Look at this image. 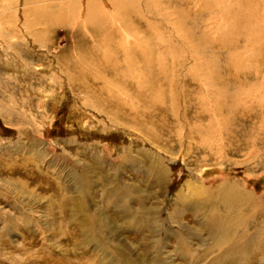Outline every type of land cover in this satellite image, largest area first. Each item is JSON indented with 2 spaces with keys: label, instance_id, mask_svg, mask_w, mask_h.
<instances>
[{
  "label": "rangeland",
  "instance_id": "obj_1",
  "mask_svg": "<svg viewBox=\"0 0 264 264\" xmlns=\"http://www.w3.org/2000/svg\"><path fill=\"white\" fill-rule=\"evenodd\" d=\"M69 1L60 5L59 0H0V264H231L217 262L220 252L211 250L205 227L223 219L222 224H234L228 235L239 232V218H230L235 211H223L231 206L223 197L228 192L225 186L264 200V148L241 150L239 141L228 138L226 129L244 131L232 110L218 114L211 124L208 119L212 129L208 122L203 125L189 117L194 101L192 106L185 103L183 91L192 86L187 76L198 66L189 48L200 50L201 34H209L214 42L222 39V50L214 51L221 64L228 57L226 51L231 55L234 49L246 48L244 82L264 83V34L248 31L251 27L240 18L249 4L252 13L264 19V0H221L227 4L222 8L217 1L213 6L194 3L189 8L183 0H129L142 21L123 15L132 9L127 0L117 3L122 11L116 16L109 0H94L103 4L105 14L97 11L100 16H88L89 6H73ZM178 10L186 12L185 22ZM69 15L76 25L66 20ZM170 15L169 22L161 23ZM106 17L110 27L119 25L130 39L134 32L146 40L148 49L168 47L174 55L171 59L169 54L164 64L175 72L178 101L172 105L171 97L162 93L159 102L165 109L155 108V117L147 124L136 123L138 110L122 115L124 119L112 113L131 82L127 58L116 51L120 42L103 36L109 35L103 27ZM132 26V32L124 29ZM249 33L256 36L254 40L248 41ZM255 40L260 42L252 50ZM212 72L206 67L196 78L215 81L209 76ZM80 84L88 90H81ZM227 91L232 93L231 88ZM191 94L193 99L196 92ZM258 104L257 100L252 116L261 110L264 116V104ZM198 127L203 138L195 132ZM158 214L162 223L155 218ZM255 216L256 223L246 221L245 230L251 245L258 237L259 248L248 246L241 264H264V205L263 213ZM178 241L187 244L190 254L179 255Z\"/></svg>",
  "mask_w": 264,
  "mask_h": 264
},
{
  "label": "bare ground",
  "instance_id": "obj_2",
  "mask_svg": "<svg viewBox=\"0 0 264 264\" xmlns=\"http://www.w3.org/2000/svg\"><path fill=\"white\" fill-rule=\"evenodd\" d=\"M68 1V0H67ZM105 0H103L104 2ZM129 0H127L128 3ZM160 1V0H159ZM175 1V0H173ZM181 1V0H180ZM179 1V2H180ZM217 1V2H221V8H222V4L225 1H221V0H183V3L187 4V6L189 8H191L192 4L194 3H199V4H210L211 6H213V3ZM228 2V0H226ZM225 1V2H226ZM238 0H235L234 2H236ZM246 1V0H244ZM252 1V0H251ZM59 2L61 3L60 5H63V3L66 2L65 1H61L59 0ZM122 2V0H109L108 3H110L109 7L111 10L112 8L114 9L115 12V16L117 15V13L121 12V7L119 6L120 3ZM125 2V1H124ZM130 2V1H129ZM156 2V1H155ZM176 3L178 1H175ZM178 2V3H179ZM182 2V1H181ZM233 2V0H232ZM231 2V3H232ZM73 4V6L75 4H82L84 6H89L87 9V13L86 15L90 16L93 15L94 13H96L97 16L100 12L97 13V11H103L101 13V15L105 14V10L103 8V4L100 3L98 5L94 4V0H72L69 1L68 4ZM105 3V2H104ZM119 3V5L117 4ZM142 3V2H140ZM148 3V2H147ZM157 3V2H156ZM167 3V1H166ZM230 3V5H231ZM67 4V6H68ZM126 4V3H125ZM158 4V3H157ZM172 4V3H171ZM170 4V5H171ZM229 4V3H228ZM66 5V4H64ZM95 5H98L97 7ZM129 7H132V9L129 11V9H126L125 5H124V9H126L127 11H124L123 15H131L128 19H131L136 21L139 18V16L137 17L135 10H134V3L130 2ZM148 5V4H147ZM182 5V4H181ZM224 5V4H223ZM225 5H227L225 3ZM224 5V7H225ZM72 6V5H70ZM186 6V5H185ZM207 6V5H205ZM150 7V5H149ZM172 7V6H171ZM175 6H173L172 8L174 9ZM196 7V6H195ZM204 8V6H202ZM220 7V6H218ZM223 7V8H224ZM80 8V7H79ZM145 8H147L145 6ZM154 8V7H153ZM201 8V7H200ZM220 8V9H221ZM71 9V7L68 6V12ZM141 9V8H140ZM149 8V12H150ZM252 7L249 6V4H247V8L244 7V9H242V12H244V14H242L240 16L243 22V24H247L249 27H251V30H248L250 32L253 33V31H258L257 33H259V36L261 34H264V19H260L261 18V14L258 13L257 15L252 13ZM175 10V9H174ZM204 10V9H203ZM74 11V9H73ZM110 11V10H109ZM113 11V10H112ZM163 11V10H162ZM190 11V10H189ZM231 11V10H230ZM254 11V10H253ZM72 11H70V14ZM155 12V11H154ZM173 12V11H172ZM178 12H180L178 10ZM201 12V11H200ZM205 11H202V13ZM228 12V11H227ZM232 12V11H231ZM238 12V11H237ZM264 12V11H263ZM106 13L108 14V11H106ZM177 13V12H176ZM182 13V14H181ZM201 13V14H202ZM67 14V13H65ZM175 14V13H174ZM184 14H186V12H180L178 13L180 20L183 21L182 16H184ZM200 14V13H199ZM229 14V13H228ZM82 15V14H81ZM84 15V14H83ZM121 14H119L118 16H120ZM149 15V14H148ZM176 15V14H175ZM174 15V16H175ZM181 15V16H180ZM206 15V14H205ZM75 16V15H74ZM95 16V15H94ZM186 16V15H185ZM188 16V15H187ZM192 16V13H191ZM190 16V18H191ZM202 16V15H201ZM226 15H224L225 17ZM239 16V13L238 15ZM77 17V16H76ZM96 17V16H95ZM103 17V16H102ZM121 17V16H120ZM136 19H135V18ZM215 17V16H214ZM223 18V16H221ZM227 17V16H226ZM74 18L72 15H69V18H65L67 21H69L71 24H75L76 22L74 21ZM101 18V17H100ZM105 18V17H104ZM126 18V17H124ZM134 18V19H133ZM172 18V15H170L169 18H167V16H164L163 19H161V23L162 22H169V20ZM177 18V17H176ZM213 18V17H212ZM221 18V19H222ZM253 18V19H252ZM94 19V18H93ZM113 19V18H112ZM185 19V18H184ZM187 19V18H186ZM193 19V18H192ZM225 19V18H223ZM260 19V20H259ZM64 20V19H63ZM101 21L103 19H100ZM117 20V19H116ZM119 20V19H118ZM122 20V18L120 19V21ZM127 20V19H126ZM141 20V19H140ZM179 20V19H177ZM198 20V19H197ZM259 20V21H258ZM100 21V22H101ZM104 21V23H103ZM102 21L101 24L103 25V27H107L104 28L106 30V32H109V35H103L105 36L104 38L107 37H111L113 38L115 41L120 42L121 44V48H119L118 50L116 49L117 52L122 51L123 55L127 58V65H128V70L130 73V85L128 83V91H124V95L121 94L120 97V101L118 102L117 105V109L114 110L112 113L117 116V118L120 119H124L122 117V115H128L130 116V112H135L136 110V114L138 116H134L135 117V121L136 123H140V122H144L145 124H147L148 120H152L151 117H155L154 116V109L155 108H161V110L165 109L163 107L162 104H160L159 100L161 99L160 95L166 94L168 95L170 98V100H172V105H174V100H177L178 98V91L175 87V81L173 79V75L175 74L174 71H172L171 68H169L167 70L166 65L164 64L166 59H169V57L171 59H174V55L173 53H169V48L165 47L159 50H152V49H148L147 45H146V40H144V38H140L139 35L135 34L134 31L135 28L132 26L130 27V29H126L130 32L133 33L134 37L133 39H130V35H126V34H122V31L119 28V25L113 24L111 25V27L108 24V20L107 17L106 19H104ZM112 21V20H111ZM142 21V20H141ZM174 21V20H172ZM171 21V22H172ZM187 21V20H186ZM190 21V20H189ZM214 21V19H213ZM223 21V20H222ZM116 22V21H115ZM177 22V21H176ZM181 21H178V23ZM185 22V21H183ZM191 22V21H190ZM195 22V19L194 21ZM218 22V21H217ZM235 22V21H234ZM233 22V23H234ZM239 22V20H238ZM165 23V24H166ZM177 23V24H178ZM202 23V21H201ZM208 23V22H207ZM212 23V22H211ZM232 23V25H233ZM237 23V22H236ZM240 23V22H239ZM84 24V23H83ZM87 24V23H86ZM88 24L90 25V22H88ZM98 24V25H100ZM117 24V23H116ZM145 24V23H144ZM220 24V23H219ZM222 24V23H221ZM100 25V26H101ZM182 25V24H180ZM81 28H83V25H80ZM87 26V25H85ZM93 26V25H92ZM91 26V27H92ZM164 26V25H163ZM177 26V25H176ZM179 26V25H178ZM184 26V25H183ZM199 26H201L199 24ZM198 26V29H199ZM222 28L223 26L220 25ZM235 25H233L234 27ZM242 26V24L240 23V25H238L237 27L240 29ZM95 27H98L95 25ZM193 27V26H192ZM236 27V26H235ZM236 27V28H237ZM86 28V27H85ZM88 28V26H87ZM185 28H186V24H185ZM244 28V27H243ZM248 28V27H247ZM84 29V28H83ZM92 29V28H91ZM160 29V28H159ZM163 29V28H162ZM194 29V28H193ZM214 29V28H213ZM245 29V28H244ZM156 30V29H155ZM191 30V28H190ZM189 30V31H190ZM96 31V30H95ZM151 31V30H150ZM149 31V32H150ZM158 31V30H157ZM165 31V30H164ZM174 31V30H173ZM201 31V30H200ZM199 31V32H200ZM206 31V30H205ZM102 32V31H101ZM129 32V33H130ZM159 32V31H158ZM157 32V33H158ZM245 32V31H244ZM156 33V34H157ZM176 33V32H175ZM185 33V32H184ZM251 33V34H252ZM107 34V33H106ZM170 34V33H169ZM172 34V31H171ZM179 34V32H178ZM246 34V33H245ZM250 34V33H249ZM246 35V38L249 40H254V38L256 37L255 35ZM183 35V34H182ZM191 35V34H190ZM227 36V35H226ZM240 36V34H239ZM244 35H241V37ZM258 36V35H257ZM169 37V36H168ZM174 37V36H173ZM181 37V36H180ZM238 37V36H237ZM264 37V35H263ZM198 39V44L201 45L200 46V50H196V49H192V47L194 46H190L189 49L192 50L190 57L192 58V62L195 61V63L198 62V66L196 67H192V69L190 70V73H188L189 75H185L188 77H191L190 82L192 83L191 87H187L185 86L184 88V100L185 103L191 104V102H193V113L191 114V116L195 119V121H197L198 123H206L210 120V124L212 123V119H214L216 116L218 118V114L221 115V113L223 115H228L227 110L231 111V114H233L235 112V115L233 118H235L234 120H238V124L239 126H243L244 131L241 133L239 131L235 132L232 129V132H228V130L226 129V132L228 133V138H230V140L232 141H239V148L241 150H245V151H249L252 152L256 146L258 145V151H261L262 148H264V128H263V124H264V116H263V110H261L259 115L256 114V116H252L250 113L252 110L254 111V108L256 106V102L257 100L260 101V104H264V92H263V88H264V83L258 84V85H252L249 84V82H244L245 79L247 78H243V76L245 75L243 69H247V66H245V63H243L242 59H247V54L248 52L245 50L246 48H244V50H237L234 49L233 51L234 54H229V52L226 51V53L228 54V57L226 58L225 62L221 64V60L218 57H214V51L216 50V48H218L219 50H222V46L220 44H222V39H218L216 42H214L211 38H209V34L206 37L205 35H199ZM162 40V39H161ZM189 40V38L187 39ZM225 40V39H224ZM159 41V40H157ZM163 41V40H162ZM184 43H187L188 41H184L182 40ZM239 41V40H238ZM247 41V42H248ZM161 42V41H160ZM175 42V41H174ZM193 42V41H192ZM260 42V41H258ZM256 40L254 43L251 44V48L253 46H258V43ZM148 43V42H147ZM151 43V42H150ZM164 43V42H163ZM162 43V45H163ZM245 43V42H244ZM264 43V42H262ZM153 44V43H152ZM197 44V45H198ZM172 45V44H170ZM218 45H220L218 47ZM246 46V44H244ZM261 45V44H260ZM155 46V45H154ZM249 46V45H248ZM174 47V46H172ZM171 47V48H172ZM182 47V46H181ZM263 47V46H262ZM152 48V47H151ZM155 48V47H153ZM178 48V46H177ZM242 48V49H243ZM189 49L187 51H189ZM198 49V48H197ZM232 49V48H231ZM259 49H261L259 47ZM258 49V50H259ZM210 50V52H209ZM253 50V48H252ZM114 51V50H113ZM173 51V50H172ZM231 51V50H230ZM239 51V52H238ZM261 51V50H259ZM258 51V52H259ZM171 52V51H170ZM202 53H207L210 54L209 58H205L204 56L201 55ZM120 53V52H119ZM170 54V56H169ZM110 55H112V53H110ZM249 55V54H248ZM89 56V55H88ZM138 59V63H136ZM170 59V60H171ZM83 60V58H82ZM81 61V60H80ZM85 63V62H84ZM170 64H172V61L170 62ZM84 66V65H83ZM98 67V66H97ZM206 67H209L210 69H212V73H209V76L214 77L212 81L206 80V81H200L199 79L196 78V76L198 77V75H200L201 70H205ZM90 68V67H89ZM107 68V67H106ZM77 69V68H76ZM99 69V68H98ZM94 70V69H93ZM97 71V70H96ZM95 72V71H94ZM103 72V71H102ZM205 73V72H204ZM224 73H230L232 76L230 78H228V75H223ZM97 74V73H96ZM99 75V74H98ZM79 76V75H78ZM89 78L91 76H88ZM176 77V76H175ZM240 77L243 78V80L239 79ZM194 79H197V82H194ZM99 81V80H98ZM102 81V80H101ZM185 82V81H184ZM86 83V82H85ZM94 83V82H93ZM140 84L142 85V87L140 88ZM82 85V84H80ZM153 85L155 86L153 89ZM222 87L221 89H219L220 87ZM81 90L87 89L88 88L85 85H82ZM111 90H116L115 87H111ZM232 89V93L230 91H227L229 89ZM176 89L177 94L175 95L174 93ZM108 92H111L110 90H107ZM195 91L196 94L192 97L191 92ZM86 92V91H85ZM112 93V92H111ZM245 96H247V99ZM178 101V100H177ZM130 102V103H129ZM139 103V104H138ZM179 103V102H178ZM138 104V105H137ZM184 104V103H183ZM258 104V106L260 105ZM192 106V104H191ZM262 106V105H261ZM167 107H171V106H167ZM257 107V106H256ZM263 107V106H262ZM138 108V109H137ZM176 108V107H174ZM258 108V107H257ZM264 108V107H263ZM168 108H166L167 110ZM256 109V108H255ZM260 109V108H259ZM170 111V109H168ZM259 111V110H258ZM144 113V115H140L139 113ZM166 112V111H165ZM174 112V111H173ZM176 112V111H175ZM192 112V111H191ZM255 112V111H254ZM160 113V111H159ZM162 113V112H161ZM160 113V115H158L159 120L162 119V114ZM256 113V112H255ZM259 113V112H258ZM133 115V114H132ZM219 115V116H220ZM142 116L143 118H140ZM144 116H146L144 118ZM167 117V116H166ZM174 117V116H172ZM221 117V116H220ZM229 118V117H228ZM231 118V117H230ZM144 119V120H143ZM166 119V118H165ZM209 119V120H208ZM221 119V118H220ZM208 120V121H207ZM216 120V119H215ZM214 120V122H215ZM147 121V122H146ZM155 121V120H154ZM218 122V121H216ZM215 122V124H217ZM234 122V121H233ZM152 123H154L152 121ZM168 123V121H167ZM226 123V122H225ZM165 121H162L160 124V128L164 129ZM209 124V122H208ZM209 124V125H210ZM214 124V125H215ZM236 124V123H234ZM233 124V125H234ZM205 125V124H203ZM213 125V124H212ZM213 125V126H214ZM219 125V124H218ZM225 125V124H224ZM199 126V125H198ZM208 126V125H207ZM211 128V125H210ZM219 127H217L218 129ZM222 128V127H221ZM140 129V128H139ZM138 129V131H139ZM212 129V128H211ZM214 129V127H213ZM237 129V128H236ZM149 130L146 127L147 131ZM172 130V129H171ZM174 130V129H173ZM200 127H198V129H196V133L197 136L199 135L200 137L203 138V135L200 131ZM222 130V129H221ZM144 131V132H145ZM161 131V130H160ZM168 131V130H167ZM214 131H216L214 129ZM242 131V130H240ZM150 132V131H149ZM221 133V131H220ZM223 134V133H221ZM198 136V137H199ZM222 136V135H221ZM218 139V138H217ZM223 139V137L221 138ZM222 141V140H220ZM221 144V143H220ZM238 148V147H237ZM262 153V152H261ZM223 154V153H222ZM257 155V154H256ZM262 157V156H261ZM256 158V157H255ZM255 160V159H254ZM257 161V160H256ZM256 167V166H255ZM77 188V187H76ZM227 189L228 192L227 194H224L223 197L227 198V204L231 205V206H224L223 211L226 213H237L234 215L231 214L234 220H237V218H239L240 220V226H239V232L238 234H234L233 236L229 235L226 233L227 231L229 232V230H231L232 227V223L229 222H224V224H222V220L223 219H217L214 222H209L207 224V226L205 228H207V233L209 234L207 237L208 240H211V242L213 243L212 249L211 250H217L219 251V255H217L218 257V261L217 262H225V261H229V263L231 264H241L238 263L240 258H244L246 252L248 251V246H250L252 249H257L258 247V237L257 240L254 238L255 242L251 245L248 241H247V236L248 233L245 230V222L246 221H253L252 223H254V221L256 220V214L258 212L263 213V205L262 204L264 202V200H262V198L260 196H251V194L249 195L248 193H246L245 191H239L237 190L235 187H230V186H225L224 189ZM77 193V192H76ZM254 193V192H253ZM180 200H182L181 198H179V202ZM224 204L225 201L223 200ZM222 202V203H223ZM129 204V202H128ZM208 205V204H207ZM83 206V205H82ZM68 207V206H67ZM85 207V206H84ZM83 207V208H84ZM262 209H259L261 208ZM78 208V207H76ZM79 208H81V206H79ZM159 210V209H158ZM78 211V210H77ZM86 211V210H85ZM88 212V211H86ZM70 214V213H69ZM226 215V214H225ZM72 216V215H71ZM224 216V215H223ZM260 216V215H259ZM79 217V216H78ZM83 217V216H82ZM213 217V215L211 216ZM157 220H159L160 223H162L160 216L158 214V217H155ZM228 218V217H227ZM227 218H224L226 220H229ZM260 218V217H259ZM136 219V218H133ZM72 220V219H70ZM76 220V219H75ZM80 220V219H79ZM92 220V219H91ZM211 220V219H210ZM81 221V220H80ZM212 221V220H211ZM259 221V220H258ZM70 222V221H68ZM73 222V220H72ZM79 222V221H78ZM231 222V221H230ZM77 223V222H76ZM92 223V222H91ZM157 223V221H156ZM159 223V224H160ZM235 223V222H234ZM256 223V221H255ZM75 224V223H74ZM88 224V223H87ZM90 224V223H89ZM236 224V223H235ZM238 224V223H237ZM82 225V224H78ZM85 225V224H84ZM91 225V224H90ZM75 226V225H74ZM77 226V224H76ZM162 226V225H161ZM234 226V224H233ZM242 226V227H241ZM84 227V226H83ZM90 227V226H89ZM163 227V226H162ZM82 228V227H81ZM80 228V229H81ZM91 228V227H90ZM98 228V227H97ZM211 228V232H213V234L210 235V229ZM235 229H238V227H234ZM83 229V228H82ZM89 229V228H88ZM87 229V230H88ZM100 229V228H98ZM259 230V229H258ZM81 231V230H80ZM256 231V230H255ZM88 232V231H87ZM102 232V231H101ZM241 232V233H240ZM240 233V234H239ZM81 234V233H80ZM98 234V233H97ZM83 235V234H82ZM259 235V234H258ZM98 237V236H97ZM184 237V236H183ZM180 238V236H179ZM84 239V238H83ZM104 239V238H103ZM105 240V239H104ZM113 240V239H112ZM98 241V239H97ZM182 241V239H181ZM181 241H178V246H179V251L180 252V256H184V255H188L190 254V249L188 248L187 244H183L181 243ZM84 242V241H83ZM106 242V241H105ZM96 243V242H95ZM99 243V242H98ZM107 243V242H106ZM109 243V242H108ZM107 243V244H108ZM186 243V242H185ZM83 244V243H82ZM101 244V243H100ZM105 244V245H107ZM109 245V244H108ZM158 245V244H157ZM210 245V244H209ZM159 246V245H158ZM81 247V246H80ZM118 247V246H117ZM82 248V247H81ZM84 248V247H83ZM85 249V248H84ZM113 249V248H111ZM115 249V248H114ZM113 249V250H114ZM82 250V249H81ZM208 250V249H207ZM125 252V251H124ZM213 252V251H212ZM201 254V253H200ZM148 255V254H147ZM195 254H192L189 257H194ZM198 257V255H196ZM116 257V256H115ZM162 257V256H161ZM185 257V256H184ZM196 257V259H198ZM201 257V256H200ZM125 259V257H124ZM159 259V258H158ZM194 259V260H196ZM118 260V258H117ZM121 260V259H120ZM85 261V260H84ZM123 261V260H121ZM159 261V260H158ZM184 261V260H183ZM193 261V260H191ZM248 261V260H247ZM125 262V261H124ZM123 262V263H124ZM149 262V261H148ZM147 262V263H148ZM160 262V261H159ZM163 262V260H162ZM165 262V261H164ZM182 262V261H181ZM188 262V261H187ZM213 262V261H212ZM212 262L210 261V263L212 264ZM88 263V262H87ZM122 263V262H121ZM128 263V262H127ZM195 263V262H194ZM198 263V262H197ZM228 263V262H227ZM226 263V264H227ZM117 264V263H116ZM162 264V263H161ZM167 264V263H166ZM184 264V263H183ZM191 264V263H190Z\"/></svg>",
  "mask_w": 264,
  "mask_h": 264
}]
</instances>
